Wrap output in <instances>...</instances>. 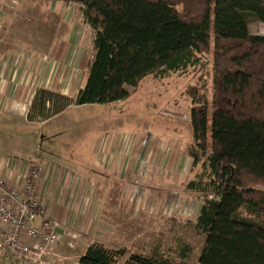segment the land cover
<instances>
[{
	"label": "trees",
	"instance_id": "1",
	"mask_svg": "<svg viewBox=\"0 0 264 264\" xmlns=\"http://www.w3.org/2000/svg\"><path fill=\"white\" fill-rule=\"evenodd\" d=\"M43 1L79 6L94 56L74 98L37 88L31 110L46 99L54 114L113 103L147 76L199 73L184 90L196 170L185 188L205 197L189 220L204 235L198 264H264V36L249 32L264 24V0ZM190 251L127 253L94 240L77 262L185 264Z\"/></svg>",
	"mask_w": 264,
	"mask_h": 264
},
{
	"label": "rangeland",
	"instance_id": "2",
	"mask_svg": "<svg viewBox=\"0 0 264 264\" xmlns=\"http://www.w3.org/2000/svg\"><path fill=\"white\" fill-rule=\"evenodd\" d=\"M0 12L4 13V17H0V32L5 30L2 26L11 22V27L7 28L5 35L3 32L0 33V38L2 35L6 36L5 38L16 43V47L21 51L22 49L33 51L37 55L47 53L50 58L55 57L56 60H41L36 71L52 72L54 89L74 98L76 90L85 80L94 56L92 32L84 22L79 6L43 0H0ZM249 32L252 35L264 36V24L250 23ZM63 42L66 43V47L63 46ZM58 54L60 57L57 59ZM198 77L199 73L192 72L183 75L170 73L162 79L147 76L135 87L126 86L128 95L120 101L86 106L71 104L47 125L42 124V120H45L43 115H40L39 119L32 116L34 124H27L24 115H20L19 112L14 115L11 108L5 112L0 110V158L7 156L28 160L30 158L36 160L39 156L44 158L45 153L39 147L42 138L60 137L62 133L69 132L63 136L61 145L67 150L66 153L69 150H73L71 153L76 152L74 158L80 160L83 150L89 147L84 140L90 136L86 135L87 132L96 131L100 138L98 148H101L102 139L112 138L110 135H114L117 137L116 140L119 137L125 141V148L130 147V154L134 159L133 154L140 145L139 141L146 138L144 144L147 145H145L147 158L145 162L143 161L144 167L141 169L143 171L147 169V174L140 177L138 171L135 173L132 169L130 174L126 173V180L132 179L137 181L135 182L137 184L141 178L147 182V187L132 185L127 189L128 197L131 195L133 198L140 193L148 198L150 206L166 197L169 203L163 204L164 216L161 225L154 228L153 221L148 220L144 228L139 230L135 228L136 232L141 231V235L126 237L123 243L127 248L124 249L130 253L143 247L148 250L155 244L160 252L165 253L178 243L187 244L191 251L185 264H198V256L204 245V235L194 229L189 220L195 217L205 197L201 193L190 192L185 188V184L194 177L196 170L190 172V161L185 158V151L192 140V135L188 121L190 100L184 95L185 88L196 83ZM45 114L47 116V113ZM150 132L152 137L149 138L147 136ZM45 143H50V140H45ZM109 148L112 146L108 147L107 154L110 153ZM94 154L90 163L95 159ZM97 167L100 180H106L104 176L107 170L100 164H97ZM152 167L157 169L155 173L159 178L162 177V180L150 176ZM88 171L75 166L70 167V172L74 175H81L84 172L90 176ZM119 191L120 187L115 185L111 190L108 189L105 197L116 209L118 206L116 202L121 196ZM105 192L106 189L103 194ZM128 197L125 196L126 199ZM108 206L109 204H106V207ZM128 206L132 211L133 205L130 203ZM104 209L109 211V208ZM167 211L168 215L165 216ZM132 222L138 223V220ZM71 239L77 242L74 235ZM75 243L74 248L67 249V257L73 262L77 261L80 251L79 244ZM55 253L60 258H65L57 254L56 248ZM0 264H11L10 257L1 251Z\"/></svg>",
	"mask_w": 264,
	"mask_h": 264
},
{
	"label": "crops",
	"instance_id": "3",
	"mask_svg": "<svg viewBox=\"0 0 264 264\" xmlns=\"http://www.w3.org/2000/svg\"><path fill=\"white\" fill-rule=\"evenodd\" d=\"M1 16L4 17V13L0 12ZM10 27L11 22L2 26V28H5L4 32L1 31L3 32L2 34L6 33L7 28ZM4 35L0 38V110L5 112L11 108L14 111V115L19 112L20 115H24L23 117L27 124H34L32 121L34 118L32 116H36L39 119L40 115H43V119L45 120H42V124L47 125L48 122L53 121L55 117L60 115V113L54 114L52 109H50L51 101L47 99L44 101L41 112H33L30 104L37 88H43L64 95V93H60L54 89L52 72H49V70H43L40 73L36 71V68L40 66L39 63H41V60L49 61L56 59L55 57L50 58L47 53L37 55L33 51H24L23 49L21 51L16 47V43L5 38L6 36L3 37ZM63 44L66 47V43L63 42ZM60 55L58 54L57 59ZM36 57L37 60H35ZM84 83L85 80L78 89ZM70 106H67L65 109ZM45 113H47V116H45ZM94 132H87L86 135L90 134V136L84 140L89 147L83 150L80 160L74 158L77 155L76 152L71 153L73 150H69L66 153L67 150H64L61 145L63 136H66L69 132L62 133L60 137L42 138L40 141V150L45 153L44 158H40L39 156L40 161L44 165V174L40 180L41 196L46 204L48 215L58 219L61 223L59 229L60 242L56 247L57 254L65 257L61 264H79L77 261H70V258L67 257V249L74 248L75 243L71 239V236L74 235L77 240L76 243L80 246L77 258L84 252L87 245L94 240L103 242L112 248L126 249V244L123 243L126 237H138L141 235V231L136 232L135 228L138 230L144 228L148 220L153 221L154 228L161 225L164 216L162 210L163 204L167 205L169 203L166 197L162 199L163 201L158 200L157 203H154V206H150L151 204L149 205L147 202L148 198L142 196L140 193L136 197L131 198V195L128 197L129 192L127 194V189L132 185L134 187L141 185L145 186L144 188L147 187V182L145 183V180L141 178V181L139 180L137 184H135L137 181L132 179L126 180V175L128 173L130 174L132 169L135 173L138 171L137 173L140 177L141 175L147 174V169L145 171L141 169L144 167L143 161L145 162L147 158L145 151L147 145L144 144L146 138L143 141H139L140 145H138L134 152L135 154H133L135 158L132 159V154H130L131 149H129L130 147L125 148L126 144L124 140L122 141L119 137L116 140L115 138L117 137L110 135L112 138L102 139L100 143L101 148H98L97 145L100 138H98L97 132ZM190 134L192 135L191 132ZM147 137H152V132ZM45 140H50V143H45ZM111 146L112 148H109L110 153L107 154L108 147ZM93 153H95L96 160L94 159L90 163ZM106 156L107 159H105ZM185 158L189 160L186 152ZM9 159L15 160L17 164L16 169L11 173L5 168L6 162ZM34 160L33 158L28 160V158L14 156L0 158L3 166L0 167V174L7 177L10 183L15 184L19 174L25 173ZM97 164H100L107 170L104 176L106 180H100V172ZM74 166L79 167V169L89 170L88 173L90 176H87L84 172L81 175L71 174L70 167L74 168ZM156 170L152 167L150 176L162 180V177L159 178L155 173ZM115 185L120 187L119 192H121L120 200L116 202L118 204L117 209L110 205V202L105 198L107 197L108 189L110 188L111 190ZM104 189H106V192L103 194ZM125 196L128 198L126 199ZM130 203L133 205L132 211L128 206ZM106 204H109L110 207H106ZM104 208H109V211L108 209L106 211ZM167 215L168 211L165 216ZM132 220H138V223H133ZM66 232L69 234H66ZM70 243L73 244L72 247L69 246ZM151 246L148 250H146V247H143L136 251H130V253L145 254L158 247L155 244Z\"/></svg>",
	"mask_w": 264,
	"mask_h": 264
},
{
	"label": "built area",
	"instance_id": "4",
	"mask_svg": "<svg viewBox=\"0 0 264 264\" xmlns=\"http://www.w3.org/2000/svg\"><path fill=\"white\" fill-rule=\"evenodd\" d=\"M16 165L15 160L9 159L5 168L11 173ZM43 174L44 165L39 158L25 173L19 174L15 184L0 174V251L10 257L11 264H61L63 261L55 253L61 223L48 215L41 196Z\"/></svg>",
	"mask_w": 264,
	"mask_h": 264
}]
</instances>
